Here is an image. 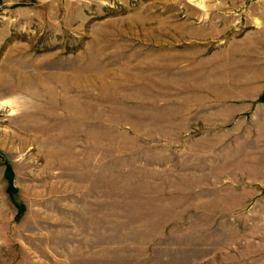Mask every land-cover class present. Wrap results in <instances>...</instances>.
<instances>
[{"label": "rangeland", "instance_id": "rangeland-1", "mask_svg": "<svg viewBox=\"0 0 264 264\" xmlns=\"http://www.w3.org/2000/svg\"><path fill=\"white\" fill-rule=\"evenodd\" d=\"M0 264H264V0H0Z\"/></svg>", "mask_w": 264, "mask_h": 264}, {"label": "trees", "instance_id": "trees-1", "mask_svg": "<svg viewBox=\"0 0 264 264\" xmlns=\"http://www.w3.org/2000/svg\"><path fill=\"white\" fill-rule=\"evenodd\" d=\"M4 173H5L6 175L9 174V168H8V166L5 167V169H4Z\"/></svg>", "mask_w": 264, "mask_h": 264}]
</instances>
